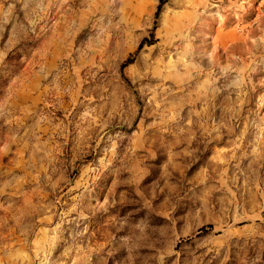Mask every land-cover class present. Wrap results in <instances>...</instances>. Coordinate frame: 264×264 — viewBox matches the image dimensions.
I'll use <instances>...</instances> for the list:
<instances>
[{
    "label": "rangeland",
    "instance_id": "1",
    "mask_svg": "<svg viewBox=\"0 0 264 264\" xmlns=\"http://www.w3.org/2000/svg\"><path fill=\"white\" fill-rule=\"evenodd\" d=\"M158 4L0 0V264H264V0Z\"/></svg>",
    "mask_w": 264,
    "mask_h": 264
},
{
    "label": "trees",
    "instance_id": "2",
    "mask_svg": "<svg viewBox=\"0 0 264 264\" xmlns=\"http://www.w3.org/2000/svg\"><path fill=\"white\" fill-rule=\"evenodd\" d=\"M159 1V4H158V9L162 6V3H163V0H158ZM144 45V42L142 41L140 44H139V47H138V50H140ZM125 66V64L123 65V67ZM210 229V227H207V228H202L200 231H205V230H208Z\"/></svg>",
    "mask_w": 264,
    "mask_h": 264
}]
</instances>
